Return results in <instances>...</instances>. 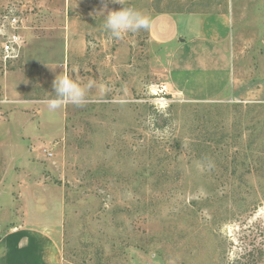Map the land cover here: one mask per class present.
Masks as SVG:
<instances>
[{
	"label": "rangeland",
	"instance_id": "1",
	"mask_svg": "<svg viewBox=\"0 0 264 264\" xmlns=\"http://www.w3.org/2000/svg\"><path fill=\"white\" fill-rule=\"evenodd\" d=\"M10 4L23 43L6 64L0 52V223L18 200H65L70 264H264V70H250L264 0H128L150 18L230 15L215 32L233 42L234 87L206 96L168 84L149 30L103 29L119 4L0 0V14ZM59 74L95 81L86 106L49 110Z\"/></svg>",
	"mask_w": 264,
	"mask_h": 264
},
{
	"label": "crops",
	"instance_id": "2",
	"mask_svg": "<svg viewBox=\"0 0 264 264\" xmlns=\"http://www.w3.org/2000/svg\"><path fill=\"white\" fill-rule=\"evenodd\" d=\"M229 16L194 11L157 13L151 17L150 40L168 57L169 85L177 91L176 87L183 85V90L202 95L204 92V96L233 89L236 80L233 42L231 47L229 37L224 40L215 32L218 23L226 26ZM167 19L174 25L162 30ZM263 68L257 63L250 70L256 73ZM196 75L198 81L191 82ZM17 203L19 219L0 223V264H70L63 254L65 200H33L34 209L28 211L24 210L23 200Z\"/></svg>",
	"mask_w": 264,
	"mask_h": 264
},
{
	"label": "clouds",
	"instance_id": "3",
	"mask_svg": "<svg viewBox=\"0 0 264 264\" xmlns=\"http://www.w3.org/2000/svg\"><path fill=\"white\" fill-rule=\"evenodd\" d=\"M102 11L108 8L109 0H101ZM113 4L121 5L119 10L108 11L104 16L103 29L116 40H122L129 33L148 31L151 28V18L140 10L127 7L128 0H110ZM95 81L78 83L69 75H57L53 80L55 97L49 99L50 111H56L66 105L82 108L88 103V93L96 88ZM102 95L107 94L106 88H99Z\"/></svg>",
	"mask_w": 264,
	"mask_h": 264
},
{
	"label": "built area",
	"instance_id": "4",
	"mask_svg": "<svg viewBox=\"0 0 264 264\" xmlns=\"http://www.w3.org/2000/svg\"><path fill=\"white\" fill-rule=\"evenodd\" d=\"M21 11L10 4L0 14V52L4 64L20 56L23 43L18 31L22 28Z\"/></svg>",
	"mask_w": 264,
	"mask_h": 264
},
{
	"label": "trees",
	"instance_id": "5",
	"mask_svg": "<svg viewBox=\"0 0 264 264\" xmlns=\"http://www.w3.org/2000/svg\"><path fill=\"white\" fill-rule=\"evenodd\" d=\"M246 264V263H245ZM248 264V263H247ZM249 264H251V263H249ZM252 264H254V262H252Z\"/></svg>",
	"mask_w": 264,
	"mask_h": 264
}]
</instances>
